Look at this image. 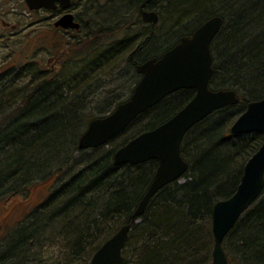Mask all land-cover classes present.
I'll return each mask as SVG.
<instances>
[{
	"label": "trees",
	"instance_id": "1",
	"mask_svg": "<svg viewBox=\"0 0 264 264\" xmlns=\"http://www.w3.org/2000/svg\"><path fill=\"white\" fill-rule=\"evenodd\" d=\"M251 1L264 2L176 0L161 21L166 25L176 21L191 23L193 20L199 25L206 17L218 15L222 18L225 13L229 14L232 21L228 23V33L222 40L221 50L218 49L219 65L215 67L212 64L209 86L212 89V85L219 81L217 89L212 90L243 91L249 97V101L245 100L246 105L250 100L264 97V7L254 12L256 16L245 17L254 10L248 13L244 9ZM236 4L243 7H235ZM119 14L118 8L108 9L106 18L112 20ZM252 32L263 39L262 42L258 40L262 49L254 45L252 51ZM166 35H162L161 39ZM156 38L146 39L144 47L150 42L152 46L159 40ZM131 39L133 37L99 51L84 62L83 65L89 69L69 68L63 71L60 78L57 76L62 71L50 73L46 79L24 91L14 90L9 84L5 86L8 89L0 88V199L5 195H14L19 187L29 184L36 177L42 178L44 169H47V180L51 175L48 171L50 167L57 166L55 170L58 173L71 163L70 135L80 120L77 115L81 117L82 109L88 102V91L85 89L89 85L88 79L93 77L91 74L95 69H102L109 59L120 56L123 45L134 46ZM146 51L135 52L138 55L132 53V58H137L136 62L139 58L144 61L148 57ZM242 58L243 61H240ZM6 82L0 80L2 84ZM192 96V91L186 90V104ZM16 101L23 104L18 106L20 110L17 111L11 109ZM232 107L214 112L186 133L181 144V155L189 165L183 176L185 182L180 184L175 181L163 187L150 200L137 224L132 214L153 179L157 162L152 160L135 166H114V153L129 140L112 145L113 139L106 144L110 148L88 149L93 151L95 158L58 184L46 199L44 209L34 214L33 218L38 217V222L46 223L45 228L38 230L34 223L28 229L29 234L26 229L17 237V243L6 247L8 253L1 255L4 261L30 264L32 257L36 256L31 254V248L50 230L47 236L50 233L65 235L73 260L83 254L84 261L89 263L104 242L121 227L130 224L122 251L124 264H210L214 244L212 207L218 200L234 193L244 164L262 143L259 133L239 136L229 133V126L244 111L233 110ZM66 137L68 142H61ZM76 151L85 150L78 149L77 145ZM33 172H37L35 176L31 175ZM129 248H132V260L125 255ZM223 249L227 251H224L227 258L230 256L231 264H264V190L225 237ZM228 262L230 264L229 258Z\"/></svg>",
	"mask_w": 264,
	"mask_h": 264
},
{
	"label": "water",
	"instance_id": "2",
	"mask_svg": "<svg viewBox=\"0 0 264 264\" xmlns=\"http://www.w3.org/2000/svg\"><path fill=\"white\" fill-rule=\"evenodd\" d=\"M35 1L26 0L29 7H40V2L33 6ZM144 21L156 24L158 18L154 13L148 16L144 14ZM222 23L221 17H211L192 34L180 37L160 58H152L138 65L136 71L142 76L130 98L105 117L90 121L78 140L80 150L104 146L169 95L181 89L195 91L192 99L175 115L135 136L114 153V166H135L152 160L157 162L153 179L132 214L135 224L150 200L166 185L180 181L187 172L189 165L181 155V144L186 133L214 112L240 102L234 90L213 91L209 88L213 72L210 44ZM229 133L236 136L259 133L262 143L244 164L234 193L218 200L212 207L214 244L211 264H229L223 241L264 190V97L247 103L245 110L230 126ZM129 232L130 224L121 227L94 252L89 264H124L122 251Z\"/></svg>",
	"mask_w": 264,
	"mask_h": 264
},
{
	"label": "rangeland",
	"instance_id": "3",
	"mask_svg": "<svg viewBox=\"0 0 264 264\" xmlns=\"http://www.w3.org/2000/svg\"><path fill=\"white\" fill-rule=\"evenodd\" d=\"M173 2H176V0H161L158 4L159 5H165L170 6L173 4ZM116 4L119 3V1L115 2ZM252 5V6H250ZM250 5H245L244 9L248 11L253 12L249 14H245V17H254V12L262 9L264 7V2L262 3H256L251 1ZM99 7H103L102 13H97V16L92 15L91 20L89 24H86L87 28L89 30H104L102 29L103 24L107 22L106 18L108 8L110 6H102V4L99 5ZM162 6H160L161 8ZM178 7V6H177ZM235 7H240V5H235ZM243 7V6H241ZM240 7V8H241ZM98 9V8H97ZM96 9V10H97ZM123 10H119V12H122ZM244 11V10H243ZM134 11H132L131 17L133 16ZM160 13V12H159ZM92 14V13H91ZM106 14V15H105ZM169 14L166 12L165 9L162 10V18H165V15ZM229 14L226 15V13L223 15L222 20H224L222 23V26L215 36L213 42L211 43V54L213 57V65L215 67H218L219 65V51L221 50L222 40L225 38V36L228 33V23H230L232 20L230 17H228ZM101 16L102 19L105 21L102 24L96 25V21L99 19L97 17ZM94 17V18H93ZM161 17V16H160ZM208 17L204 18L200 21L199 25L204 22ZM194 19V18H192ZM130 23H138L139 27H132L130 29L131 34H134L136 36V39L132 40V50L134 48H137L139 44L144 45L146 42V39L150 38V30L149 28L146 29V34H144L143 30L145 31V28L139 23L138 17H133V21ZM100 21V19H99ZM11 22V21H10ZM199 25H197V21H193L190 23V21H184L178 23V21L173 23H167L164 25V22L162 24L161 20L156 25V28L153 30L152 36L159 37L156 39H159L157 42H155L151 46V42L147 44V47L145 49L147 58H150L151 56H160L163 52H165L167 49L173 46V44L177 41L179 37L182 35H186L194 31ZM96 26H99L95 28ZM142 32V34H139V32ZM170 33V34H168ZM226 33V34H225ZM167 34L164 38L161 39L162 35ZM219 34V36H218ZM51 41L54 43L55 48L53 50H49V44L46 43V51H37L34 54H30L28 58L25 59L26 55L28 54V51L20 52V41H16L15 39H11L8 42H2L0 41V80L1 81H7L6 83H0V88L8 89L7 86L9 84L10 87H13L14 90H27L32 85H35L37 82H40V80L46 79V77L50 73L58 74L62 71L60 75L57 76V78H60L63 74V71L73 68H86L89 69L86 65H83L84 62L87 60H82V56L85 55V51L81 53V49H68V53L64 55L63 59V52L62 49L66 45H64V41L68 39L61 38L59 39V36L55 34H51ZM251 35V36H250ZM250 38L252 39V51L255 49L253 46L256 45V48L262 49L263 47L260 46L259 43L263 41V39L260 38V36H255L254 32L250 33ZM133 36V35H131ZM98 41H100V38H97ZM62 41V46L59 44H56V41ZM136 44H138L136 46ZM136 46V47H135ZM150 47V48H149ZM218 49H220L218 51ZM58 52H62V56L58 57ZM77 52V53H75ZM264 52V50H263ZM46 53V54H45ZM79 53V54H78ZM78 54V59H76V55ZM43 59H46V72H42L41 67H38L35 65L34 62H43ZM146 59V58H145ZM133 61V58H131ZM137 58L135 59V61ZM139 61L140 60L139 58ZM240 61H243L240 59ZM53 62L56 63V66L54 68H51ZM134 62V61H133ZM123 68V62L122 60L116 62L114 65L108 66L104 70L95 71L91 74V76H95L93 80L97 78L95 82H92L89 84L85 89L88 91L86 94L88 96V99L86 103V106L82 109V115L79 117V114L77 115L78 118H80L77 128L73 133H71L70 141H71V148H70V164L64 167H62L61 171L57 173V170H55L57 166L50 167L48 169L49 175L48 179L46 180V170L44 169L42 178L41 176L36 177L35 179L31 180L29 184L22 185L19 187V191L15 193L14 195L7 197L8 195H5L0 199V264H17V261L7 260L4 261V258L1 256L4 253L7 252L6 247H12V243H17L18 236L21 235L23 232H26L27 234L30 233L29 228H32L34 223L36 225V229L43 230L46 223H40L38 222V217L33 218L34 214L38 212L40 209H44V205L46 203V199L50 195L51 191L58 186L62 181H65L68 177H70L72 174H74L76 171L83 168L84 163H87L89 160H92L95 158V154L93 151L86 149L85 151L78 152L76 151L78 140L80 136L84 133V131L87 128L88 123L93 118H99L103 115H107L113 111V109L116 107L117 103L123 102L127 100L136 85V83L139 81L138 74L134 71L133 67L130 68V79H123L119 72ZM217 69V68H216ZM53 74V75H54ZM119 77H118V76ZM59 80V79H58ZM10 82L12 84H10ZM216 82V81H215ZM221 82V81H220ZM219 81L216 83V85H212V89H217L219 86ZM3 85V86H2ZM237 96L240 98V104L237 106H233L232 109H238L241 112L245 110L246 101L249 97L245 95V93L241 90L236 91ZM10 94V93H8ZM25 92L20 95L23 97ZM264 94V93H263ZM261 94V95H263ZM260 95V96H261ZM246 100V101H245ZM252 101V100H250ZM185 102V103H184ZM187 102L186 97V89H181L173 94L166 97L164 100H162L160 103H158L156 106L148 110L147 112L141 114L142 116H139L134 123H132L125 131L122 132L121 135L114 138L115 140L112 142V145H119L123 143L124 141H128L131 138L137 136L139 133H142L144 131L149 130L150 127L160 124L161 121L165 120L167 117H169L172 113L176 112L177 109L185 105ZM20 104V105H19ZM22 101L18 102L16 101L14 105H12L11 109H15L17 111L20 110L18 106H22ZM163 105L161 108L160 106ZM160 108V109H159ZM159 109V110H157ZM233 109V110H234ZM15 114V113H14ZM15 116V115H13ZM231 126V125H230ZM229 126V127H230ZM67 138V137H66ZM64 139L61 142H68V138ZM69 141V142H70ZM111 146L104 145L103 148H110ZM61 150H59L60 152ZM59 163V162H58ZM57 163V164H58ZM61 167V166H60ZM37 172H33L31 175L35 176ZM43 179V180H42ZM180 184L184 183L185 180L182 178L180 181H178ZM50 226V225H49ZM53 228L54 226L51 225ZM56 231V229H54ZM50 232V230L47 232ZM46 234L43 238L38 239V242L36 245L31 248V254L36 255L35 257H32V262L30 264H67L70 262V264H89L84 261L83 254L77 255L76 259L73 260L71 250L68 246L66 237L63 233H50L49 236ZM15 237V241H14ZM18 237V238H17ZM21 238V236H20ZM36 242V241H35ZM127 253H125L126 257L129 260H132L133 258V252L132 248L126 250ZM225 251V250H224ZM227 253V251H225ZM212 254V252H211ZM232 255V254H231ZM212 256V255H211ZM6 258V257H5ZM230 264H231V258L228 256ZM34 260V261H33ZM212 263V259H211ZM210 263V264H211Z\"/></svg>",
	"mask_w": 264,
	"mask_h": 264
},
{
	"label": "flooded vegetation",
	"instance_id": "4",
	"mask_svg": "<svg viewBox=\"0 0 264 264\" xmlns=\"http://www.w3.org/2000/svg\"><path fill=\"white\" fill-rule=\"evenodd\" d=\"M117 1H119L118 5L115 3ZM38 2H40L41 6L35 8L29 7L26 0H0V41L3 43L8 42L11 39L20 41L19 51H28L25 59L37 51L42 50L45 52L46 43L49 44V50H53L55 48L54 43L51 41L50 33L59 36V39L60 37L68 39V41L65 40L63 42L64 45H66L62 49V52L64 53L63 56L62 52L57 53L58 57H63L61 60L66 58H64V55L68 53V49L76 50L80 48L81 53L84 50L85 55L82 56V58L89 60L101 50L111 48L115 44L121 43L131 37L136 39V36L130 35V29H132V27L129 25H121L115 32L107 29L98 30L99 32H97V30H85V28H87L86 24L90 23L92 15L95 16L94 12L97 8H99L100 4H102V6H110L108 9L113 10V8H118L120 11L123 10L116 18L121 19V17H123L124 19L123 12L125 8H130V6L135 2V4H137V8L133 10V16L139 18V23H141V25L145 28V31L143 30L144 34H146V29L149 28L151 38H156L155 36H152L153 32H155L153 30L160 22V15L157 9V4L160 0H37L33 2V6ZM152 13L158 16V23L156 24L144 21V14L148 16ZM123 23H125V21ZM127 23H130V19L127 20ZM192 32L186 35H190ZM139 34H142V32L140 31ZM97 38H100V41H98ZM55 43L61 46L63 44L61 40L56 41ZM137 45L138 44H136V46ZM66 47H68V49ZM144 48L146 47L142 44H139L137 48H134L133 50L130 44L123 45L121 49L122 54H120V56L112 57L108 60V62L106 61L107 63L104 67H102V69H95V71L104 70L111 64L114 65L116 62L122 60L123 68L119 74L123 79H128L129 81L131 76V66L137 73L136 67L138 65L144 63L148 59L158 58L170 49H167L158 57L151 56L144 61L137 62L134 58L133 62L131 60L132 53L138 55V53L135 52H141L145 50ZM78 54L76 55V59L80 57ZM34 63L36 66L41 67L43 73L46 72V59H43V62ZM55 66L56 63L53 62L51 68H54ZM137 74L140 80L141 74ZM95 80H97V78ZM191 91L194 95V90Z\"/></svg>",
	"mask_w": 264,
	"mask_h": 264
},
{
	"label": "bare ground",
	"instance_id": "5",
	"mask_svg": "<svg viewBox=\"0 0 264 264\" xmlns=\"http://www.w3.org/2000/svg\"><path fill=\"white\" fill-rule=\"evenodd\" d=\"M161 1V0H160ZM158 6H157V9H158V11L160 12L159 13V15L161 16L160 17V20L161 21H163V18H162V10L163 9H165L166 10V12L168 11V8L170 7V6H165V5H159V4H157ZM160 6H162L161 8H160ZM104 8H105V6H104ZM137 8V4H135V2L130 6V8L129 7H127V8H125V10H124V19H123V17H121V19H117V18H113L112 20H107V22L105 23V24H103V27H102V29H104V30H111V31H113V32H115L116 30H117V28L119 27V26H121V25H129V26H131V27H139V25H138V23H133V24H130V23H127V20H129V19H132L134 16H132L131 17V14H132V11L134 10V9H136ZM102 9H103V7L101 8V7H99L96 11H95V14H96V16H97V13H99L100 11H102ZM100 13H102V12H100ZM157 16V15H156ZM167 15H165V17H166ZM215 16H218V15H214V16H211V17H215ZM219 17V16H218ZM97 18H99L100 19V21H96L97 23H95L96 25H99V24H102V23H104V21H103V19H102V17L101 16H99V17H97ZM157 18H158V16H157ZM98 19V20H99ZM209 19V18H208ZM122 20V21H121ZM125 21V23H123ZM131 21H133V20H131ZM158 22V21H157ZM149 23V22H148ZM97 27H99V26H96L95 28H97ZM97 32H99V31H97ZM133 36H135L134 34H132ZM148 50V49H147ZM94 79V77H91V78H89L88 79V84H91L92 82H95L96 80H93ZM132 92H133V90H132ZM132 92H131V94H132ZM34 94V93H33ZM131 94H130V96H131ZM130 96H129V98H130ZM128 98V99H129ZM127 99V100H128ZM127 100H125V101H123V102H120L119 104H117L116 105V107L118 106V105H120V104H122V103H124V102H126ZM83 105V104H82ZM115 107V108H116ZM114 108V109H115ZM113 109V110H114ZM139 221V220H138Z\"/></svg>",
	"mask_w": 264,
	"mask_h": 264
}]
</instances>
